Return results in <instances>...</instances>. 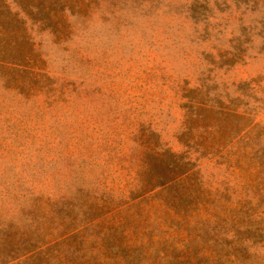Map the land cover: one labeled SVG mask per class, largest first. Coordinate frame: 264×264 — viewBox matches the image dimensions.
Returning <instances> with one entry per match:
<instances>
[{"label": "rangeland", "instance_id": "374dc122", "mask_svg": "<svg viewBox=\"0 0 264 264\" xmlns=\"http://www.w3.org/2000/svg\"><path fill=\"white\" fill-rule=\"evenodd\" d=\"M6 1L0 264H264V0ZM145 152L190 170L139 195Z\"/></svg>", "mask_w": 264, "mask_h": 264}, {"label": "trees", "instance_id": "16d2710c", "mask_svg": "<svg viewBox=\"0 0 264 264\" xmlns=\"http://www.w3.org/2000/svg\"><path fill=\"white\" fill-rule=\"evenodd\" d=\"M68 0H16L15 3L19 6V8L27 13L30 14V17L33 18V20H39L42 23L52 22L54 19L52 16H49L48 14L53 11L56 13V11L63 8L65 3ZM195 0L191 1V5L193 8L196 7L197 2H194ZM243 2L247 3L248 0H242ZM251 4H255L258 0H251ZM237 3L238 0H235ZM74 3L79 8H83L84 6L87 8L91 5L92 0H74ZM35 7V9H34ZM18 10H13L11 3L7 2L6 0H0V65H6L4 62L9 61L13 63H20L23 64L19 58V56L11 55L9 59L6 60L8 55V52L6 50V40H7V32L13 30L15 33L12 34L14 40L20 41L21 39H26L25 34H21L15 30L18 26H21L22 23L25 21L24 17L19 16L17 14ZM53 14V13H52ZM54 15V14H53ZM55 23H57V20H54ZM53 27V26H52ZM55 28V27H54ZM15 30V31H14ZM12 32V33H13ZM20 35V36H19ZM26 67H22L21 70L27 72ZM35 74H39L40 72H34ZM41 74V73H40ZM168 153L172 152L166 151ZM163 154V153H162ZM162 154L156 155L153 153L151 155L150 152H145V155L143 156V161L145 164V173L142 178V189L138 190V194H143L149 190H152L156 186L165 184L169 182L170 180L174 179L176 176L182 175L190 170V166L187 165V162H183L182 160H179L178 158L172 156V158L165 159V157L162 156ZM137 195V194H136ZM135 196V195H134ZM133 197V196H132ZM20 245L8 247L5 253L2 256L1 261H7L8 259L4 258L5 255H10L11 258L18 257L23 254H28L29 252L33 253L37 249L41 247L39 244L32 243L26 247H23L20 251H16Z\"/></svg>", "mask_w": 264, "mask_h": 264}]
</instances>
